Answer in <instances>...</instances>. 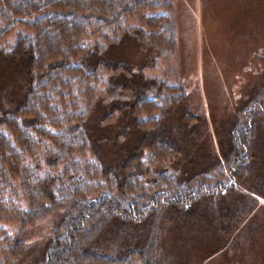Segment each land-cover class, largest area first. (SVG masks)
<instances>
[{"label": "trees", "instance_id": "obj_1", "mask_svg": "<svg viewBox=\"0 0 264 264\" xmlns=\"http://www.w3.org/2000/svg\"><path fill=\"white\" fill-rule=\"evenodd\" d=\"M162 6L158 0H0V88L12 82L11 90L0 95V200L8 201L12 194L25 203L22 206L18 200L21 214L5 211L0 203V219L23 229L57 213L51 218L46 244L28 264H164L161 224L170 211L186 207L184 213L190 216L193 209L195 213L205 208L225 231L237 226L225 222L229 216L246 215L244 200L257 202L253 194L264 199V107L248 110L250 117L243 123L235 117L225 144L215 133L220 145L217 158L208 149L210 160L201 166L196 162L192 174L180 165L181 157L190 156L181 139L170 130L162 131L160 123L148 127L140 123L147 114L151 122L158 120L154 107L143 105L156 101L150 98L156 93V80L147 82L140 75L146 62L154 63L157 56L143 37L146 30H123L120 38H114L118 42L108 45L96 36L105 30L107 41L109 29H123L125 21L137 17L139 26L151 32L150 39L159 43L160 33L172 30ZM14 30L13 47L1 45ZM124 46L126 50L132 46L138 59L130 61L125 53L112 55L113 49ZM134 69L138 73L132 81H121L113 73ZM106 74L109 88L119 89L120 96L110 90L97 94L95 78L100 82ZM169 114L176 112L171 109ZM126 117L127 123L120 122L114 133L108 132ZM188 117L179 115L177 136H182ZM145 151L155 162L150 186L140 184L130 190V177L151 172L141 167ZM228 159L237 162L230 177L237 188L227 181H198L199 189L183 183L203 177L210 165ZM168 162L179 166H171L173 183L169 177L164 180L158 168ZM183 172L190 176L182 178ZM159 183L164 188L159 189ZM181 184L194 194L186 195L183 189L173 193L174 186ZM179 223L196 227V223ZM24 230L13 234V239L6 237L8 254L2 252L0 264L30 258Z\"/></svg>", "mask_w": 264, "mask_h": 264}, {"label": "rangeland", "instance_id": "obj_2", "mask_svg": "<svg viewBox=\"0 0 264 264\" xmlns=\"http://www.w3.org/2000/svg\"><path fill=\"white\" fill-rule=\"evenodd\" d=\"M158 1L162 2V11L169 16L172 22L171 33L165 31L160 33L162 40L159 43L150 39L151 32L147 27L139 26L140 21L137 17L121 23V27H124L121 28L122 30L118 29L113 32L109 29L107 39L111 41H105L106 33L101 29L96 39L108 45V43L118 42L117 39L120 38L123 30L128 33L138 27L146 30L143 32V37L149 39L153 46L150 44L148 46L153 48L157 56L154 63L146 62L140 70V75L143 80H150L147 82L156 80V93L153 91L152 96L150 92L146 93L150 98L154 97L156 101H144L143 105L154 107L158 120L151 122L152 116L147 114L143 116L145 122L140 120V123L144 127L160 123L162 131L170 130L174 137L181 139L182 148L186 149L185 152L190 156L187 159L181 157L180 165L185 164L188 172L192 174L196 162L198 166H201L210 160L209 150L217 158L220 145L217 143L218 137L215 133L217 135L219 132V139L221 138V142L225 144L230 134L229 126L235 117L243 123L250 117L248 110L253 112L264 107V0ZM133 14L135 13H131L132 16ZM145 15L149 16L148 13ZM101 28L105 29L106 26ZM115 37L118 38L114 39ZM16 38L14 30L1 45L12 48ZM79 42L82 43L84 40H79ZM125 46L122 49L120 47L113 49L112 55L118 56V54L125 53V57L130 61L138 59L135 49L130 46L126 50ZM115 71L113 72L115 77L121 81L124 79V81H132L136 79L138 73V69L128 74ZM61 72L64 73V71ZM107 75L104 79L101 77L100 82L95 78L97 94L110 90L113 96H120L119 89L109 88ZM11 87L12 82L10 81L7 87L0 88L1 97L7 94ZM78 95L80 96L79 92ZM14 98L17 99L16 96ZM59 98L60 95H56L55 99ZM172 104L175 105L173 108ZM171 109L175 110L177 115H166V112ZM182 113L189 114V120H187L182 136H177L179 115ZM127 121V117L119 118L116 125L111 126L108 132L114 133L118 123H127ZM190 149H193L192 154ZM39 151L40 149H36V155ZM153 159L151 152L145 151L140 158L142 170L147 168L151 170L155 165ZM214 160V156L211 157V162ZM177 163L168 162L158 166L164 180L167 177L171 179V183L176 180V176L171 174V166ZM232 163L231 159L218 160L217 164L209 166L203 177L193 176L194 180L183 181V183L188 182V185L196 186L198 181L203 180H211L213 184L216 181H227L237 188L239 185L230 179V177L233 178L231 172L236 169L235 163L237 162ZM152 174L151 170L148 174L138 178L130 177V190H135L140 184L150 186L149 179ZM180 176L186 178L190 175L183 172ZM158 187L159 189L164 188L160 186V183ZM184 187L182 184L174 186L172 191L174 193L180 189L185 190ZM196 188L199 189V185ZM109 191L113 193V190L109 189ZM203 192L207 191L204 189ZM161 193L167 196L165 192ZM223 193L224 191L220 194ZM185 194L194 193L186 189ZM8 197L11 198L8 201L0 200L2 209L12 211V213L17 211L21 214L22 209L18 200L22 206L25 203L18 196L9 194ZM252 197L257 202H249L250 199L244 200L242 209L246 215L242 218H238L235 214L229 216V220L225 222L228 224L236 222L237 226L229 227L225 231L219 222H216L215 214L205 208L198 209L195 213L193 209L190 216L184 213L187 210L186 207L180 212L170 211L161 224L160 260L164 264H264V199L255 194ZM56 214L55 212L48 217H42L23 228L26 232L25 242L30 258L28 260L12 258L8 264H28L34 254L42 250L48 239L50 223L53 220L51 218ZM179 222L196 223V227ZM23 229L14 222L6 221L5 218L0 219V255L2 252L5 255L7 252L5 242L8 239L6 237L13 239L15 238L13 234H18V231ZM226 233H228L227 236ZM224 238H226L225 244H221ZM166 254L169 255L167 262L165 261Z\"/></svg>", "mask_w": 264, "mask_h": 264}]
</instances>
